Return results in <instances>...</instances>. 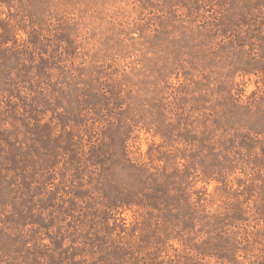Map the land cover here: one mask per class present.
<instances>
[{
  "label": "rangeland",
  "instance_id": "rangeland-1",
  "mask_svg": "<svg viewBox=\"0 0 264 264\" xmlns=\"http://www.w3.org/2000/svg\"><path fill=\"white\" fill-rule=\"evenodd\" d=\"M0 264H264V0H0Z\"/></svg>",
  "mask_w": 264,
  "mask_h": 264
}]
</instances>
